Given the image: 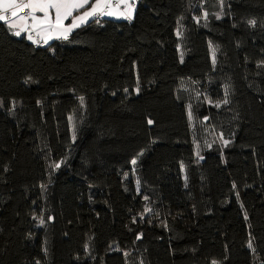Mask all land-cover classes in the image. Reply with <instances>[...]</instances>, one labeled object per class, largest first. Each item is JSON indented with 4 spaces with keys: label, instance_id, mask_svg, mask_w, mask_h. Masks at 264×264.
Wrapping results in <instances>:
<instances>
[{
    "label": "trees",
    "instance_id": "obj_1",
    "mask_svg": "<svg viewBox=\"0 0 264 264\" xmlns=\"http://www.w3.org/2000/svg\"><path fill=\"white\" fill-rule=\"evenodd\" d=\"M200 4L139 0L54 53L0 22V264H264V0H203L207 28Z\"/></svg>",
    "mask_w": 264,
    "mask_h": 264
},
{
    "label": "snow or ice",
    "instance_id": "obj_2",
    "mask_svg": "<svg viewBox=\"0 0 264 264\" xmlns=\"http://www.w3.org/2000/svg\"><path fill=\"white\" fill-rule=\"evenodd\" d=\"M137 0H0V22L6 26L7 31L15 37H23L26 40L30 41L32 44L37 46L47 45L49 50L53 53L55 49L51 47L50 42L53 40H62L67 41L77 29H81L89 24L91 21L96 25H101V20L104 17H112L117 19H125L127 21H132L134 19V14L136 11ZM219 11L212 13V16L216 20L222 19L224 13V0H218ZM199 7L202 9V18L204 20L203 27H208V18L209 12L204 10L203 0ZM230 7V5H229ZM183 19V17H181ZM197 24L200 23L201 17H194ZM70 21V22H69ZM248 24L251 27H255L257 21L255 19L249 20ZM102 26V25H101ZM183 25L179 24L175 30V35L178 38L183 36L181 28ZM208 46L211 50V63L213 68H215L217 63L216 51L217 47H214L212 41H208ZM180 45H177L179 49ZM180 62H184V54H180ZM258 68L264 67V60H261L257 64ZM259 74V73H257ZM32 80V77L29 76L26 78L25 83H28ZM136 88L135 92L138 94L140 91L139 85V73L136 72ZM74 91V90H73ZM125 92L128 89H124ZM115 95V93H113ZM197 97L201 93H196ZM230 93L227 85L224 86L223 99L213 101L210 97L205 94V100L209 105H212L216 108H221L222 106H227L231 103L229 99ZM80 106L86 108V102L84 96L78 97ZM12 107H15L16 101H11ZM37 104H42V101L38 100ZM0 106H3V100L0 99ZM188 118L189 121L193 120V111L192 105H188ZM208 116H204L203 120L207 121ZM68 120L72 122V139H76V126L74 123L73 116H69ZM147 123L149 125L153 124L152 119H148ZM234 136V134H233ZM219 139L223 147L229 146L233 141L230 139L224 138V133H219ZM195 142V141H194ZM208 148H211V144L206 145ZM199 146L197 145V148ZM142 154V153H141ZM221 155L223 153L221 152ZM196 156L199 159L204 157L200 155L199 151L196 152ZM64 161L53 162L50 167L53 169L60 168L61 164ZM133 165L136 164V160L131 161ZM181 169H184V164L181 162ZM186 179V178H185ZM137 185H139V180H137ZM187 186V184H185ZM46 186L41 185V188L44 189ZM235 188V184H233ZM239 194L237 193V199ZM145 200L148 199L147 196L144 197ZM152 209L145 207L144 212H151ZM141 218H143L144 213H141ZM34 219H39V224L43 226L45 224V219L43 216L35 217ZM49 220H52L53 217L49 216ZM245 219H247V213H245ZM133 223L136 222V217L132 218ZM31 235V234H30ZM142 235V234H140ZM140 235L137 236V239L140 238ZM87 245L85 248L87 249ZM251 240L248 242V248L252 249ZM47 252V248L44 249ZM254 251V249H253ZM127 257L128 253H124ZM39 264V261H37ZM141 264L143 262L141 261ZM212 264H217L216 261H213Z\"/></svg>",
    "mask_w": 264,
    "mask_h": 264
},
{
    "label": "crops",
    "instance_id": "obj_3",
    "mask_svg": "<svg viewBox=\"0 0 264 264\" xmlns=\"http://www.w3.org/2000/svg\"><path fill=\"white\" fill-rule=\"evenodd\" d=\"M138 3H139V0H137L136 8H137V6H138ZM135 12H136V11H135ZM134 16H135V14H134ZM106 20L127 21V20L122 19V18H121V19H117V18H112V17H104V18L101 20V22H104V21H106ZM69 22H70V21H69ZM89 23H91V21H90ZM55 41H62V40H53V41L50 42V44L53 43V42H55ZM44 46H47V45H44Z\"/></svg>",
    "mask_w": 264,
    "mask_h": 264
},
{
    "label": "rangeland",
    "instance_id": "obj_4",
    "mask_svg": "<svg viewBox=\"0 0 264 264\" xmlns=\"http://www.w3.org/2000/svg\"><path fill=\"white\" fill-rule=\"evenodd\" d=\"M219 141H220V139H219ZM220 142H221V141H220ZM147 208L152 209L151 212H147V213H146L147 216H149L150 218H154V212H153V208H152V206L149 205Z\"/></svg>",
    "mask_w": 264,
    "mask_h": 264
}]
</instances>
